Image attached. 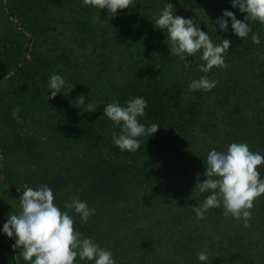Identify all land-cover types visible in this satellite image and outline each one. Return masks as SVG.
<instances>
[{"label": "rangeland", "instance_id": "obj_1", "mask_svg": "<svg viewBox=\"0 0 264 264\" xmlns=\"http://www.w3.org/2000/svg\"><path fill=\"white\" fill-rule=\"evenodd\" d=\"M144 1L150 5L141 10L146 23L136 29L140 34L134 32L126 40L122 34L132 30L130 22L120 30L107 9L92 8L83 0H0V57L5 59L7 53L14 59L11 70L0 80V137L15 144L20 137L21 142L11 153L10 164L26 171L28 160L40 155L43 160L37 161H46L52 173L76 172L86 149L77 130L79 113L90 118L99 102L119 101L118 90L139 78V71L162 83L178 82L182 98L188 102L183 111L193 119L192 129H177L182 140L172 153L159 152L156 146L154 160L146 155L124 160L139 174L136 179L126 174L119 177L123 180L121 199L103 206L89 205L95 212L83 222L92 232L82 235L110 249L116 264H198V252L206 250L211 259L223 248L222 264L227 259L236 264H247L244 260L264 264V257L258 256L264 252V194L253 200L247 224L243 217L225 215L222 206L208 209L202 218L193 211L210 194L201 193L196 184L212 148L226 150L232 142H247L251 151L264 153V71L251 67L257 54L252 50L245 53L248 48L230 37L231 23L227 32L219 29L217 19L229 9L231 0H169L176 14L192 18L214 43L231 39L230 49L224 53L230 65L214 66L203 73L199 66L205 62L200 53L183 60L171 55L166 33L156 32L161 29L154 27V21L166 0ZM53 73L61 74L66 84L48 100ZM202 75L216 80V87L190 90L189 82ZM224 88L239 105L226 102ZM81 94L86 103L91 100L92 112L86 105L82 109L72 106ZM17 107L19 118H14L12 111ZM3 162L0 147V169ZM258 170L264 178V164ZM203 179L206 177L201 175ZM23 190L10 188L0 175V229L20 210ZM64 196L70 203L71 197L79 198V188L66 189ZM68 211L80 219L73 209ZM238 232L243 234L235 239L238 245L248 244L257 257L252 258L247 246L241 245L237 248L242 263L233 257L232 237ZM2 234L0 231V238ZM19 251L16 249V263L29 264L17 256Z\"/></svg>", "mask_w": 264, "mask_h": 264}, {"label": "clouds", "instance_id": "obj_2", "mask_svg": "<svg viewBox=\"0 0 264 264\" xmlns=\"http://www.w3.org/2000/svg\"><path fill=\"white\" fill-rule=\"evenodd\" d=\"M83 3L96 9H107L110 16L118 14V10L134 6L133 0H83ZM232 7L246 13L244 19H238L230 10H223L221 18L217 19L220 30L225 32L231 23L232 31L240 38H246L252 31L249 21L258 20L264 23V0H231ZM173 3L166 0L154 27L166 33L170 41L171 55L185 59L187 55L200 53L202 63L200 71L209 73L213 67H224V53L230 49L231 39L222 38L214 43L208 32L197 26L192 18H185L176 14ZM230 18V21H229ZM253 43L260 44L258 34H252ZM217 81L202 75L189 82L192 91H211ZM65 78L58 73L49 77L48 100L61 93L65 86ZM48 92V94H49ZM72 106L81 108L86 105L92 112L91 100L86 103V97L81 94ZM148 101L137 96L129 99L125 105L117 100L106 105L103 114L112 120L121 131L113 133V143L121 151H136L141 146L142 136H154L160 129L158 123L145 125L141 122L146 114ZM20 109L12 111L14 118H19ZM205 162V171L197 174L196 188L201 193H210L202 204L193 206L197 217L202 218L212 207H223L225 215L231 214L235 218H245V224L251 213L253 200L264 194V178L258 166L264 164V153L250 150L247 142H232L226 150L212 148ZM201 175L206 177L201 181ZM20 210L8 217L3 224L2 233L14 238L12 247L19 249L18 257L29 264H78L79 261H93L94 264H116L112 251L102 247L91 237L83 236L74 227V217L55 202L52 188L43 184L33 188L25 185L19 197ZM65 209H73L82 221H87L95 212L86 200L71 197V202H65ZM197 259L207 262L206 250L197 253Z\"/></svg>", "mask_w": 264, "mask_h": 264}, {"label": "trees", "instance_id": "obj_3", "mask_svg": "<svg viewBox=\"0 0 264 264\" xmlns=\"http://www.w3.org/2000/svg\"><path fill=\"white\" fill-rule=\"evenodd\" d=\"M133 4L134 6H130L129 9L118 10V14L112 17L115 26L120 30H123L125 25L130 22L129 26H132V30H128L122 34L126 40H130L134 32H136V29L143 23H146V20L141 15V10L143 7L150 6L148 2L144 0H134ZM228 10L236 13L238 19H244L246 15V13L240 12L238 8H233L232 3ZM249 23L252 31L246 38H240L232 30L229 35L231 38L236 39L242 48H248L245 51L243 50L245 53L252 50V54H257L254 60H252L251 67L257 66L258 71H262V69L264 71V23L258 20H252L249 21ZM156 32L160 33L163 31L157 30ZM136 33L138 35L140 31ZM254 33L259 35L260 44L253 43L252 34ZM256 46H259L257 50L254 48ZM238 52L241 51L238 50ZM24 60H26V58H24ZM13 63V57L8 56L7 53L5 59L2 56L0 57V64H2L0 80L11 70ZM230 63L228 59H225V65L229 66ZM139 73V78L138 76L135 77L136 80H132L118 90L119 102L121 105H125L129 99L137 96L144 97L148 101V105L145 116L140 118L141 122L145 125L158 123L161 127L152 137H140L141 146L138 150L134 152L128 150L121 151L120 148L113 143V133L118 135L121 129L103 114L104 108L111 102L101 101L97 104L90 118L79 113V128L77 130L79 131V135L86 141L84 142L86 149H84L85 154L79 158V168L76 172L66 169L64 172L52 173L51 166L46 161L42 163L37 161L38 158L43 160L40 155L33 156L31 153L29 154L33 157H31V161L28 160L27 162V170H15L9 160L12 151L17 146H21V142L19 141L20 137H16L18 139L16 144L8 143L4 139L5 137H0V147L4 157V165L0 169V175L3 181L12 189L24 188L25 185L36 188L43 184H48L54 192L55 202L66 211H68V209L64 208L66 202L64 191L71 187L79 188V199L86 200L88 205L97 204L103 206L117 199H121L123 194L121 187L123 180L120 178L119 181V177H122V174H126L129 178L136 179L137 173L139 174V172L131 168V165H127L124 160L130 161L131 159L140 158L143 155L144 157L146 155L145 158L148 160H154L152 152L153 147L156 146L159 152H165L167 154L172 153L182 140L181 137H177V129H192L193 124V119H191V117H186L184 114L185 111H183V107H186L188 102H185L182 98V86L180 83L175 81L162 83L161 79L145 77L142 73ZM225 92L226 102L240 104L238 100L231 101L229 99V89L224 88V93ZM135 164L137 167L139 166L140 171L143 169L142 165L140 166L134 163V166ZM68 212L72 215L70 211ZM207 225L210 226L212 223H206L205 226ZM74 227L82 234L89 235L92 232V228L80 219L74 218ZM240 232L232 237L233 241L243 238V234ZM13 243L14 238H9L6 234H2L0 238V264H17L15 255L16 249L12 247ZM240 245L241 248L242 246H247L246 251L252 258L257 257L248 244L240 243ZM240 245H238V240H235L232 248L233 251H235L233 257L239 261L238 263H242L241 252H239L240 248H237V246L240 247ZM223 249L222 252L217 253L218 255L215 253L213 257L209 259L208 263L200 261L198 264H222L221 258L225 255ZM258 256L263 258L264 252ZM244 261H248L247 264L249 263V260ZM234 262L236 261L227 259L223 264H236ZM251 264H255V261L253 260Z\"/></svg>", "mask_w": 264, "mask_h": 264}]
</instances>
